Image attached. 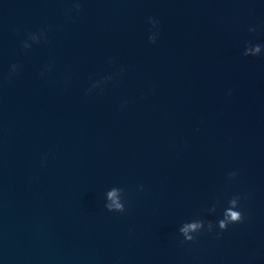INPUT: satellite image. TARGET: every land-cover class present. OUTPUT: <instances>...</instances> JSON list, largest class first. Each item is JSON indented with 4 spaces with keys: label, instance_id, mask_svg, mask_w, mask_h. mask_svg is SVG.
<instances>
[{
    "label": "water",
    "instance_id": "1",
    "mask_svg": "<svg viewBox=\"0 0 264 264\" xmlns=\"http://www.w3.org/2000/svg\"><path fill=\"white\" fill-rule=\"evenodd\" d=\"M80 4L0 0V264H264V0Z\"/></svg>",
    "mask_w": 264,
    "mask_h": 264
},
{
    "label": "clouds",
    "instance_id": "2",
    "mask_svg": "<svg viewBox=\"0 0 264 264\" xmlns=\"http://www.w3.org/2000/svg\"><path fill=\"white\" fill-rule=\"evenodd\" d=\"M69 11H76L77 13L81 11V4L80 0H73V5L72 8L69 9ZM149 22L152 24V27L155 29L157 26V21L150 17ZM256 29L255 28H250L249 31L254 32ZM158 36V32H153L149 36V42L150 43H155L156 39ZM41 37H45L46 35L41 30L40 33H29L28 37L26 40L22 41V47L24 49H29L31 47V44L28 41H32L34 43H39ZM262 48H264V45L261 44H252L249 42L246 45L245 51L243 52L244 56H259L261 54ZM19 65L13 64L11 65L9 74H8V79H11V77L14 74H17L18 72ZM123 71V69H121ZM111 77H107L106 80H110ZM93 88H95V84L92 85ZM91 91V89H89ZM230 94V93H229ZM238 173L237 172H229L228 173V178L229 179H235L237 177ZM117 187H113L112 190L106 192V203L104 207L106 208L107 211L109 212H117V213H123L125 212V201L123 199L124 196V190L122 188H119V192L121 194L120 198L117 196ZM248 199L247 196H244L243 198L240 195H234L227 201V207L224 208L223 213H222V218L216 220L215 222L211 220H205V219H193L188 222H184L182 226L179 228V233L183 237V242H195L198 238V236L204 232L207 231L208 233H212L217 227L219 229L218 232L215 233L216 238L219 239L222 236V233L224 231L228 230L229 225H234V224H240L243 223L247 216L245 211L242 208L241 205V200ZM220 202L217 201L215 204L212 205L210 209H208L209 212H215L217 205Z\"/></svg>",
    "mask_w": 264,
    "mask_h": 264
}]
</instances>
